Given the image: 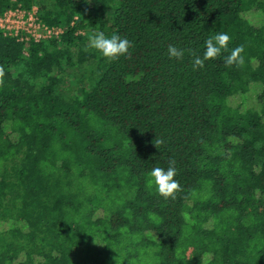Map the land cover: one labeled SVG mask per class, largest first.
Returning <instances> with one entry per match:
<instances>
[{
	"label": "trees",
	"instance_id": "obj_1",
	"mask_svg": "<svg viewBox=\"0 0 264 264\" xmlns=\"http://www.w3.org/2000/svg\"><path fill=\"white\" fill-rule=\"evenodd\" d=\"M34 8L63 33L0 30V264H264V0H0ZM101 32L128 54L90 48ZM170 164L165 199L149 174Z\"/></svg>",
	"mask_w": 264,
	"mask_h": 264
},
{
	"label": "clouds",
	"instance_id": "obj_2",
	"mask_svg": "<svg viewBox=\"0 0 264 264\" xmlns=\"http://www.w3.org/2000/svg\"><path fill=\"white\" fill-rule=\"evenodd\" d=\"M231 37L224 32L216 33L205 41V50L203 56H196L193 60V70L204 67L207 60L215 59L220 56L222 50H227ZM131 42L127 38H122L118 34L106 37L104 33H96L89 38V47L99 52L103 57L110 60L116 59L128 54L131 48ZM244 51L243 46H238L231 50L230 55L225 57V64L237 66L244 63L241 53ZM169 59H181L185 55V51L174 45H169L167 49ZM2 75V70H0ZM177 170L174 166L165 168H152L149 174V184L155 187L158 195L167 199L172 197L179 189V182L175 179Z\"/></svg>",
	"mask_w": 264,
	"mask_h": 264
},
{
	"label": "built area",
	"instance_id": "obj_3",
	"mask_svg": "<svg viewBox=\"0 0 264 264\" xmlns=\"http://www.w3.org/2000/svg\"><path fill=\"white\" fill-rule=\"evenodd\" d=\"M0 30L4 35L19 36L18 41L27 47L31 41L58 39L63 33L62 28L43 27L37 18V9L25 13L23 10H14L0 15ZM26 54V49L24 48Z\"/></svg>",
	"mask_w": 264,
	"mask_h": 264
},
{
	"label": "rangeland",
	"instance_id": "obj_4",
	"mask_svg": "<svg viewBox=\"0 0 264 264\" xmlns=\"http://www.w3.org/2000/svg\"><path fill=\"white\" fill-rule=\"evenodd\" d=\"M50 5H51V2H50ZM36 9H37V8H36ZM242 101H243V100H242ZM236 103H239V104L241 105L240 100H237Z\"/></svg>",
	"mask_w": 264,
	"mask_h": 264
}]
</instances>
